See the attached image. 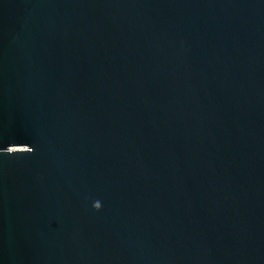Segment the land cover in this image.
I'll return each instance as SVG.
<instances>
[{"label": "water", "instance_id": "95a60500", "mask_svg": "<svg viewBox=\"0 0 264 264\" xmlns=\"http://www.w3.org/2000/svg\"><path fill=\"white\" fill-rule=\"evenodd\" d=\"M12 143L0 264H264V0H0Z\"/></svg>", "mask_w": 264, "mask_h": 264}, {"label": "clouds", "instance_id": "9594fccd", "mask_svg": "<svg viewBox=\"0 0 264 264\" xmlns=\"http://www.w3.org/2000/svg\"><path fill=\"white\" fill-rule=\"evenodd\" d=\"M35 149L28 145V144H17L12 143L8 145L7 147L0 148V152L7 153L9 155L16 154V153H32ZM101 202L99 200H96L93 203V207L97 210L101 208Z\"/></svg>", "mask_w": 264, "mask_h": 264}]
</instances>
